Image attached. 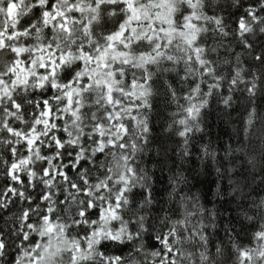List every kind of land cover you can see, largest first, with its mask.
Returning <instances> with one entry per match:
<instances>
[{
  "label": "snow or ice",
  "instance_id": "snow-or-ice-1",
  "mask_svg": "<svg viewBox=\"0 0 264 264\" xmlns=\"http://www.w3.org/2000/svg\"><path fill=\"white\" fill-rule=\"evenodd\" d=\"M254 140L264 185V0H0V264H264V197L216 207Z\"/></svg>",
  "mask_w": 264,
  "mask_h": 264
},
{
  "label": "trees",
  "instance_id": "trees-1",
  "mask_svg": "<svg viewBox=\"0 0 264 264\" xmlns=\"http://www.w3.org/2000/svg\"><path fill=\"white\" fill-rule=\"evenodd\" d=\"M245 105L241 102L239 108H236L231 112V116L221 107L213 102L211 109H209V115L207 116L206 122L209 125V134L210 138L214 143L223 148V146L231 143L234 147L237 143L236 133L234 128H239L242 126V118L245 114ZM167 121V112L165 111L159 119L153 120L154 132L153 136L163 140L165 148H174L175 147V138L169 140L166 133L163 132V128ZM259 127V124L257 125ZM231 137V140H230ZM253 145L248 149V154L250 156L256 157V170H252L245 162L244 168L248 169L247 171H241L240 166H237V171L232 173V179L234 183L230 184L228 176L226 175L221 181V186L223 188V199L216 204V207L220 208L221 213L225 217H231L236 223L237 229L239 230L240 223H244L242 216L239 214L237 205L241 202L240 198H243L244 203H249L251 200H258L260 197H264V185L259 183V169L260 164V154L259 146L257 141H253ZM159 145H154L158 147ZM153 160L160 159L156 156L155 151L150 153ZM241 159H244L241 156ZM146 163H148L146 161ZM150 167L157 168L158 165L149 164ZM164 166L167 167V162H164ZM225 168H227V163L225 162ZM211 175L208 176V180L216 181L217 176L214 170H211ZM158 175H167L165 173H157ZM163 183L158 185L161 189L163 188ZM213 192L215 191V184L211 185ZM232 188H236V191L233 193ZM203 190V189H201ZM223 205V207H221ZM227 209V211H225ZM223 235V233H221ZM241 240L244 243H247L250 240V235H242Z\"/></svg>",
  "mask_w": 264,
  "mask_h": 264
}]
</instances>
